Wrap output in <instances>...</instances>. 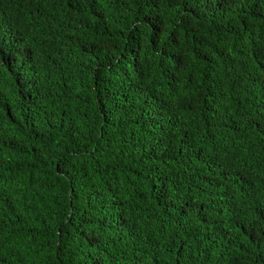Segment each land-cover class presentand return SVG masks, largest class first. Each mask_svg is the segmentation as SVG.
Instances as JSON below:
<instances>
[{
  "label": "trees",
  "instance_id": "1",
  "mask_svg": "<svg viewBox=\"0 0 264 264\" xmlns=\"http://www.w3.org/2000/svg\"><path fill=\"white\" fill-rule=\"evenodd\" d=\"M0 264H264V0H0Z\"/></svg>",
  "mask_w": 264,
  "mask_h": 264
}]
</instances>
